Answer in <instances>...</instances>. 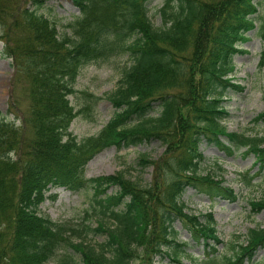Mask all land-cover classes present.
<instances>
[{"label":"trees","instance_id":"obj_1","mask_svg":"<svg viewBox=\"0 0 264 264\" xmlns=\"http://www.w3.org/2000/svg\"><path fill=\"white\" fill-rule=\"evenodd\" d=\"M48 1L0 0L2 56L15 69L8 112L22 118L18 126L0 111V264H157L164 254L183 264L178 220L210 248L204 264L252 260L264 248V227L251 228L244 242L230 243L232 253L221 256L218 246L225 241L214 213L188 212L183 195L191 187L211 199L238 197L223 179L201 172L203 140L229 153L245 148L264 170V135L222 125L230 115L226 99L245 90L233 82L235 56L245 52L240 45L256 27V0H166L163 27L151 22L150 0H72L80 14L63 33L40 12ZM259 32L264 41V19ZM121 53L132 62L108 95L116 111L99 133L78 139L70 130L78 112L69 97L81 70ZM156 103L161 110L154 115ZM256 120H264V112ZM152 141L166 149L158 160L139 159L144 168L154 166L150 183L122 171L86 176L88 163L106 148ZM49 186L91 187L96 226L42 215ZM250 204L253 212L264 210V196ZM92 233L104 239L94 243Z\"/></svg>","mask_w":264,"mask_h":264},{"label":"rangeland","instance_id":"obj_2","mask_svg":"<svg viewBox=\"0 0 264 264\" xmlns=\"http://www.w3.org/2000/svg\"><path fill=\"white\" fill-rule=\"evenodd\" d=\"M165 2L166 0H150L148 3L149 16L156 27L164 25L161 9ZM256 3L258 4V11L254 15L256 27L247 33V40L240 45L245 52L235 56L237 66L236 72L233 73V82L243 85L245 90L241 93L232 92L226 99L225 105L230 115L223 120L222 125L229 132L263 136L264 120L257 121L256 118L264 112V65H262L264 41L259 32V26L264 19V1L256 0ZM40 12L56 21L60 33L66 30V24L80 14L72 0H49ZM2 32L3 28L0 25V35ZM3 47L4 42L0 40V111L4 116L8 115L10 121L15 120L16 124L21 126L22 118H18L21 113L15 116L16 114L8 112L15 85V69L12 66L13 60L2 56ZM131 62L128 54L121 53L82 68L77 79L76 92L69 97L78 112L70 130L78 139L99 133L115 113L116 108L108 95L117 88L124 70ZM19 94L21 97L24 96L21 90ZM20 105L22 108L25 107L24 97ZM160 110V105L156 103L153 114H158ZM165 149L166 146L160 141L121 150L115 146L106 148L88 163L86 176L95 178L122 171L128 178L146 185L154 178V166L144 168L139 164V159L145 156L158 160L164 155ZM200 149L206 157L201 172L223 179L224 184L231 186L238 197L236 200L211 199L190 187L185 191L183 201L188 212L214 213L218 235L225 241V244L218 246L219 255H230L232 253L230 243L244 242L251 228L264 227V210L253 212L250 204L251 201L264 196V170L259 171V166L255 165V155L247 153L245 148L235 149L233 153H229L216 142L203 140ZM114 190L116 188L112 187L109 192ZM39 208L42 215L59 222L82 224L86 221L95 227L100 219L91 187L74 192L65 187L50 186ZM175 227L178 230L177 240L186 243L179 254L181 262L204 264L210 248L206 247L203 240L195 241L179 220ZM89 239L94 243L101 242L104 236L92 233ZM73 256L79 258L76 252ZM168 256L164 254L156 257L157 264H179ZM244 264H264V248L259 249L255 257Z\"/></svg>","mask_w":264,"mask_h":264}]
</instances>
